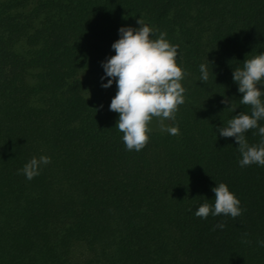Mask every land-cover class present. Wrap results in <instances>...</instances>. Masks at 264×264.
<instances>
[{
	"label": "trees",
	"instance_id": "trees-1",
	"mask_svg": "<svg viewBox=\"0 0 264 264\" xmlns=\"http://www.w3.org/2000/svg\"><path fill=\"white\" fill-rule=\"evenodd\" d=\"M138 16L177 45L187 75L168 120L178 134L151 131L129 151L100 62ZM261 51L264 0H0V264H264V166H238L216 132L250 111L231 74ZM41 154L39 175L17 172ZM218 182L240 215H193Z\"/></svg>",
	"mask_w": 264,
	"mask_h": 264
},
{
	"label": "clouds",
	"instance_id": "clouds-1",
	"mask_svg": "<svg viewBox=\"0 0 264 264\" xmlns=\"http://www.w3.org/2000/svg\"><path fill=\"white\" fill-rule=\"evenodd\" d=\"M136 24L138 27L121 25L117 28L118 38L110 44L114 54L100 62L103 70L100 86L107 88L115 79L116 90L108 108L117 113L115 126L122 133L120 139L129 151H139L144 147L148 133L152 131L149 121L153 117L158 118L157 126L161 132L178 134V127L165 123V120H174L178 106L184 102L185 89L181 81L187 75L176 62L177 45L166 39L165 32L160 31L153 38L156 29L139 16ZM205 61L198 66V80L202 82L211 72L209 62ZM231 79L241 94L239 103L249 105L250 111L236 112L227 120L226 126L217 127L216 132L221 137H232L236 142L240 156L238 166H264V124L258 123L264 120V100L261 99L264 96V51L244 58L242 66L232 69ZM221 102L231 108L230 98ZM249 129L256 130L253 134L259 136L258 142H248L245 133ZM49 162L47 155L32 156L17 172L31 180ZM210 191L214 193L212 203L205 198L194 209L193 215L201 219L208 215H240V201L224 182L215 183ZM257 243L264 246V240Z\"/></svg>",
	"mask_w": 264,
	"mask_h": 264
},
{
	"label": "rangeland",
	"instance_id": "rangeland-1",
	"mask_svg": "<svg viewBox=\"0 0 264 264\" xmlns=\"http://www.w3.org/2000/svg\"><path fill=\"white\" fill-rule=\"evenodd\" d=\"M157 119L156 117H153L151 121H149V127L152 129V131H158L161 132L157 126ZM165 123H168V120H165ZM71 255L74 257V259H81L83 256H85V253L83 251V248L79 245H75L72 248Z\"/></svg>",
	"mask_w": 264,
	"mask_h": 264
}]
</instances>
